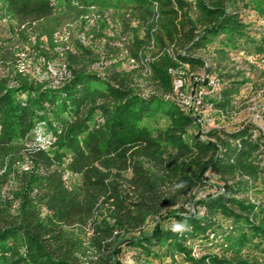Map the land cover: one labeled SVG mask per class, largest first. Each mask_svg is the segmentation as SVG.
I'll list each match as a JSON object with an SVG mask.
<instances>
[{
    "label": "trees",
    "instance_id": "obj_1",
    "mask_svg": "<svg viewBox=\"0 0 264 264\" xmlns=\"http://www.w3.org/2000/svg\"><path fill=\"white\" fill-rule=\"evenodd\" d=\"M0 24L45 71L0 74V264H264V130L198 121L264 88V0H0ZM200 50L254 76L212 89ZM187 66L205 71L189 106L170 72Z\"/></svg>",
    "mask_w": 264,
    "mask_h": 264
},
{
    "label": "rangeland",
    "instance_id": "obj_2",
    "mask_svg": "<svg viewBox=\"0 0 264 264\" xmlns=\"http://www.w3.org/2000/svg\"><path fill=\"white\" fill-rule=\"evenodd\" d=\"M246 20H250L256 24H260L262 20L258 17V15L250 10L246 11L245 15ZM23 26H20V29H23ZM31 28L28 27L27 31L31 32ZM64 30H61V32ZM115 34V31H110L109 33ZM108 33V34H109ZM30 36V34H28ZM27 35V36H28ZM10 33L8 31V27L0 24V74L3 76L7 75V72L14 66L13 63L16 64L19 70H27L28 72H31V74L35 76H43L45 75V71L42 72L40 65L35 64L33 65L31 63V58L27 56L29 52V44L28 41H25V39L22 38V36L19 34L14 38H10ZM29 39L33 40V37H29ZM81 41L84 45L90 44L91 50L93 53H99L103 54L104 51V44L102 41H100L99 38L95 40L91 39H85L83 35H81ZM115 41H109V45L114 44ZM197 55L203 56L208 62L211 64V71H210V79H216L219 77V73L222 74H230L236 69H242L245 70L247 76H254V72L251 70L250 65L247 63V60H250L251 58H244L240 55L235 54L234 52H231L229 54V58H226L225 60H222L219 65H216L214 61L212 60V53H206L203 50H200L197 52ZM4 62V63H1ZM60 58H56L51 64L50 69L53 71L59 70L60 66ZM96 63V62H95ZM99 63L95 64L98 65ZM132 62H125V67H130L133 69V67H138L140 63H137L135 61L134 65H131ZM216 69H220L221 71H216ZM183 76L186 79V90L192 86L194 91H197L198 89L205 90V84H199L205 77V71L204 68L200 66L196 67H186L185 75ZM139 78V77H137ZM141 78V77H140ZM221 79L218 80L219 86L223 83V81H227L226 76L220 77ZM201 80V81H200ZM197 81L198 83L194 84V82ZM140 84H146L144 81H140ZM235 105L236 108L229 116H219L215 114L213 110L210 108H205L200 111L199 113V119L198 121L201 126L204 128L203 130H208L211 127H223L226 130H232L238 125H240L243 122H254L258 127L264 130V88H257L253 89L251 87V83L245 84L240 94L235 96ZM202 137H206V135L203 133ZM254 196V195H252ZM134 254L133 250L124 249L121 252V258L123 262L126 264H132L133 258L132 255ZM155 264H159L158 261H155ZM168 264V263H164Z\"/></svg>",
    "mask_w": 264,
    "mask_h": 264
},
{
    "label": "built area",
    "instance_id": "obj_3",
    "mask_svg": "<svg viewBox=\"0 0 264 264\" xmlns=\"http://www.w3.org/2000/svg\"><path fill=\"white\" fill-rule=\"evenodd\" d=\"M132 62V66L135 63L134 59L130 60ZM150 70L145 67L143 69V73L145 76L149 74ZM170 72L173 74V80H172V85H173V90L175 97L184 105L189 106L193 102L199 103L201 100V95L203 93L202 89H198L197 91H192L191 93H185L183 91V88L186 85V79L183 76V72H180L178 70L170 69ZM142 85V84H141ZM208 85L211 86L212 89H217L219 87L218 79H210L208 80ZM199 119V118H198Z\"/></svg>",
    "mask_w": 264,
    "mask_h": 264
}]
</instances>
